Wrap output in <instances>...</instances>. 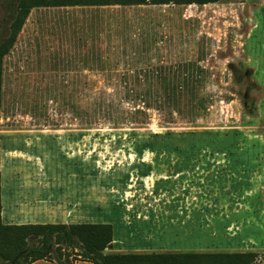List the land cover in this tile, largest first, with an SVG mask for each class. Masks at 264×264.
Returning <instances> with one entry per match:
<instances>
[{"label": "rangeland", "instance_id": "rangeland-1", "mask_svg": "<svg viewBox=\"0 0 264 264\" xmlns=\"http://www.w3.org/2000/svg\"><path fill=\"white\" fill-rule=\"evenodd\" d=\"M5 12L1 0L0 23ZM120 26L130 30L118 42L115 32ZM188 64L204 69L194 104L183 100L178 112L158 107L163 92L150 74L161 66ZM149 91L154 94L150 108L145 105ZM228 129L242 131L247 148L245 143L232 148V155L210 147L187 155L161 151L155 158L148 151L135 154L127 135L129 130L141 137L149 132ZM40 130L88 132L76 147L67 148L57 144L67 145L65 138L40 135L42 173L25 168L18 159L4 158L0 186L5 200L19 184L29 191L26 201L34 199L40 179L55 186L82 184L81 177H69L64 158L77 154L87 164L91 161L102 179L131 173L126 187L114 189L110 197L112 188L94 185L93 208L81 213L82 218L72 211L69 218L42 221L109 223L116 244L128 248L142 243L134 234L148 232L152 215L159 233L152 238L151 250H249L257 253V264H264V0L31 9L4 57L0 131L24 132L25 138L13 136L15 145L23 147V139L35 137L28 132ZM138 160L155 164L149 177L140 179L136 171L127 170ZM245 160L248 163H239ZM204 162L211 166L202 170L198 165ZM217 165L225 171L206 178ZM176 168L184 169L183 180L179 174L167 183L157 181L161 174H177ZM195 173L200 177L193 179ZM4 205L12 215L14 206ZM31 212L21 216L40 222V213ZM128 250L135 251H111ZM74 262L90 264L78 258Z\"/></svg>", "mask_w": 264, "mask_h": 264}, {"label": "trees", "instance_id": "trees-1", "mask_svg": "<svg viewBox=\"0 0 264 264\" xmlns=\"http://www.w3.org/2000/svg\"><path fill=\"white\" fill-rule=\"evenodd\" d=\"M1 1V0H0ZM6 7L5 17L0 23V118L2 105V81L4 57L14 46L31 9L36 7H136L142 5H204L221 0H2ZM116 29L117 35H127L128 29ZM204 69L197 65L161 66L150 74L158 78L162 89V97L158 107L180 111L183 100L192 106L196 98L197 83L200 82ZM151 91L146 106L150 108ZM195 107L190 108L194 113ZM131 139L134 153L142 155L148 151L157 158L161 151L169 155L171 152L187 155L201 148L210 147L212 152L232 155V148H239L248 142L244 133L237 129L183 131L174 133L149 132L141 137L135 130L127 132ZM0 134V152L2 148ZM260 144V141L257 140ZM262 146V144H260ZM252 146V145H250ZM208 147V148H207ZM205 156V155H203ZM154 158V159H155ZM151 163L138 160L130 168L137 169L138 175L150 172ZM239 163H248L239 161ZM93 183L113 194L114 189H124L129 180V172L121 177L102 179L99 169L93 167ZM114 179L113 181H110ZM109 191V190H108ZM1 193V186H0ZM1 211V200H0ZM114 241L113 228L109 223H25L6 224L0 215V264H31L45 259L56 264H75L76 258L90 264H257V253L249 250H217V251H125L112 252Z\"/></svg>", "mask_w": 264, "mask_h": 264}, {"label": "crops", "instance_id": "crops-1", "mask_svg": "<svg viewBox=\"0 0 264 264\" xmlns=\"http://www.w3.org/2000/svg\"><path fill=\"white\" fill-rule=\"evenodd\" d=\"M155 6H168V5H142V6H136V7H155ZM177 6H182V5H177ZM124 28H127L128 31L130 30V28L126 27V26H120V29L124 30ZM118 42L120 40V38H122L120 35H118ZM124 37H127V35H125ZM124 39V38H122ZM121 39V42L123 43L124 41ZM108 59V58H106ZM88 131H81V130H69V131H46V130H40V131H36V132H28V133H35V137L34 136H29V141L28 139H23L22 143H23V147H18L15 145L14 143V135L21 138L24 137L26 134H23L24 132L19 131V132H1L0 134L2 135V148H1V152H0V184H1V178H2V161L4 158H8L10 157L11 160L12 159H18L19 161L23 162V166L28 167L27 169L29 170H37V172L42 173L45 171V165L43 164V159L40 156V140H38L40 135H55L61 138H65L68 142V144L66 145L65 142L63 143H57L62 144L64 146H62L63 148H67L68 145H73L74 147H76L78 140H81ZM15 133V134H14ZM67 135H72L73 137H69L66 138ZM4 138H9L10 141H3ZM25 138V137H24ZM35 145L34 149H29L27 150L28 147L33 148ZM60 149V148H59ZM17 153V154H15ZM15 157V158H14ZM64 158L67 159L69 161V169L71 171V173L69 174V177H76L79 178L81 177V181H83L82 184H78L76 182H74L73 184H71L70 181L65 182L62 185H59L56 183L55 184H46L45 181L43 179H40L37 181L36 185H40L38 188H36L38 191H40V193H37V195L35 196L34 199H29V201H26L25 196L28 194V189H25V184L20 185L19 187L18 185H15L12 189V191H10V194L12 195V198H6L5 200V194L6 192H4L3 187L1 188V193H0V200H1V211H0V215H1V219L4 223L6 224H25V223H47V221H42V220H46V218L49 219H60V218H69V214H72V211H76L79 216L77 218H82V215H80L81 213L86 214L88 211H91L93 208V198H92V192L91 189L92 187H94V183H93V163L90 161L89 164H87V162L83 161L82 157L77 156V154L73 157L67 156L64 154ZM80 159V160H79ZM77 164H74L73 161H77ZM13 161V160H12ZM20 162V163H21ZM40 162V165H38V163ZM35 163V164H34ZM43 164V165H42ZM76 165H81L84 166L83 168H79ZM176 165V164H175ZM179 166V165H178ZM195 164L192 165V167H194ZM202 170L209 168L211 165L209 163H200L198 165ZM230 166V165H229ZM131 164L129 166V168L127 169L128 171H136L137 169L134 168H130ZM155 168V164L151 163V169L150 172L147 175L141 176L138 175V177L140 179L142 178H146L149 177L152 172L154 171ZM198 168V169H200ZM192 169V168H191ZM177 170V174H168V175H162L158 178V182L161 183H167L170 181V179H174V177H179V174L182 173V171L184 169H180V168H176ZM217 171H225V168L222 167L221 165H217L214 166L213 169H211L207 174H206V178H213L214 175H216ZM227 171V170H226ZM37 173V177L39 176ZM134 174V176L136 175ZM199 173H195V174H191V177L194 178H199L200 175H198ZM136 175V176H137ZM173 175V176H172ZM186 174H181L180 178L183 180L185 178ZM131 177V173L130 176ZM40 178H43L40 176ZM130 179V178H129ZM29 185V183H27ZM32 187V185H30ZM37 187V186H35ZM82 187H84V193L82 191ZM101 188V187H100ZM67 189V192H66ZM72 189V192H71ZM89 189V190H88ZM167 189V188H166ZM172 189V188H169ZM32 190V189H31ZM35 191V190H34ZM88 191V192H87ZM33 192V191H31ZM171 190H168V193H170ZM188 192V191H186ZM198 197H201V194ZM148 197V196H147ZM149 199V197H148ZM5 202L10 203L12 206H14V210L12 212V215L8 214L6 207L4 205ZM27 211V213H33L31 211H37V213H40V222L37 221H31L29 219H25L28 217L25 216H21L24 214V212ZM18 212V213H17ZM48 213L49 216H46L45 214ZM53 215H52V214ZM8 214V216L6 217V215ZM204 216V214L202 215V217ZM5 218V219H4ZM149 224V230H147L148 232H138L135 233L134 235L137 237H140L142 240V243H136L132 246H129L128 248L130 250H135V251H139V250H146V251H156V250H151L152 248H150L151 245H153V239L154 237H156V235H158L159 230L156 229V223L154 218L152 217V215L149 216V219L147 220ZM133 235V234H132ZM133 235V236H134ZM132 236V237H133ZM128 249L126 245H124L123 243H117L115 242V239L113 241L112 244V248L108 249V251H122V249ZM129 251V250H128ZM158 251H163V250H158ZM40 261H44L47 263H52V264H56L54 261H49V260H45V259H39L36 260L34 262H32L31 264H36ZM87 262V261H84ZM88 263V262H87Z\"/></svg>", "mask_w": 264, "mask_h": 264}]
</instances>
